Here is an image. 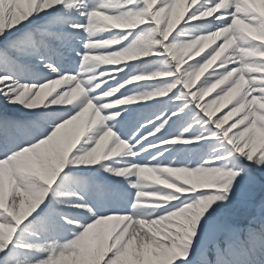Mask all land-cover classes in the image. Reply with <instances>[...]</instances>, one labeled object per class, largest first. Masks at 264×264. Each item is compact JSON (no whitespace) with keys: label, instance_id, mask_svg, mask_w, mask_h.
Here are the masks:
<instances>
[{"label":"snow or ice","instance_id":"snow-or-ice-1","mask_svg":"<svg viewBox=\"0 0 264 264\" xmlns=\"http://www.w3.org/2000/svg\"><path fill=\"white\" fill-rule=\"evenodd\" d=\"M0 264H264V0H0Z\"/></svg>","mask_w":264,"mask_h":264},{"label":"rangeland","instance_id":"rangeland-1","mask_svg":"<svg viewBox=\"0 0 264 264\" xmlns=\"http://www.w3.org/2000/svg\"><path fill=\"white\" fill-rule=\"evenodd\" d=\"M85 119H87V117Z\"/></svg>","mask_w":264,"mask_h":264}]
</instances>
